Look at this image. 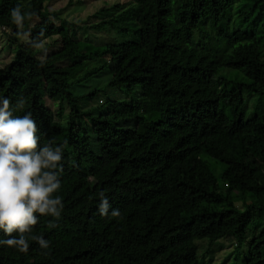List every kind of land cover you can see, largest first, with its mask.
Returning <instances> with one entry per match:
<instances>
[{"label": "trees", "instance_id": "16d2710c", "mask_svg": "<svg viewBox=\"0 0 264 264\" xmlns=\"http://www.w3.org/2000/svg\"><path fill=\"white\" fill-rule=\"evenodd\" d=\"M46 1L0 0V12L25 15L8 35L0 98L14 116L32 113L41 147L62 148L53 195L63 208L59 218L37 214L31 235L47 249L0 244V264H204L195 241L221 238L244 243L237 264H264V105L246 114L243 103L244 94L264 103V0L245 22L250 33L231 25L238 0H130L118 18L133 27L95 25L130 37L102 45L36 21ZM53 36L58 47L39 57L36 46ZM86 61L96 65L81 75ZM92 74L112 92L94 104L96 88L74 90ZM116 104L136 111L119 118Z\"/></svg>", "mask_w": 264, "mask_h": 264}, {"label": "clouds", "instance_id": "9594fccd", "mask_svg": "<svg viewBox=\"0 0 264 264\" xmlns=\"http://www.w3.org/2000/svg\"><path fill=\"white\" fill-rule=\"evenodd\" d=\"M26 15L30 18L33 13ZM11 18L18 28L23 27L25 15L20 6L12 9ZM17 107L23 108L24 101ZM37 132L31 112L14 116L10 100L0 98V230L9 237L0 244L21 253L29 250V240L43 249L49 247L42 236L31 235L37 214L59 218L63 208L61 198L53 195L60 189L62 148H53L51 141L41 147ZM100 197L98 211L107 216L111 205L103 192ZM111 215L119 217V209H112Z\"/></svg>", "mask_w": 264, "mask_h": 264}, {"label": "rangeland", "instance_id": "374dc122", "mask_svg": "<svg viewBox=\"0 0 264 264\" xmlns=\"http://www.w3.org/2000/svg\"><path fill=\"white\" fill-rule=\"evenodd\" d=\"M114 5L118 7L115 8ZM130 0H48L43 4V11L40 17L35 20H49L55 25H62L69 35L75 39L91 43L93 45H102L110 42H117L124 38H129L130 35H121L118 30L111 25H121L133 27V22L127 16V19L119 20L118 15L121 14L123 8L129 7ZM258 3L255 0H238L234 5L232 14L234 15L232 27L239 30H247L251 32V26L245 25L246 21L251 19V15L255 12ZM121 6V7H120ZM14 6H8L3 12H0L2 23L0 24V67L5 65L11 59L12 46L8 43V35L14 34L12 29L16 26L12 22L11 11ZM240 11H248L245 20L240 19L236 14ZM110 21L111 25H103L95 27L100 21ZM20 36V35H19ZM196 40V37H194ZM58 44L55 42V37H48L36 46L37 55L42 57L47 53L55 50ZM82 75L89 68L95 66L94 61H86ZM65 62H57L56 66L64 65ZM227 74H232V71H225ZM82 79V78H80ZM107 76H95L92 74L83 81L76 82L75 91L87 90L96 88V94L90 99L89 103H97V98L107 100L111 90L106 85ZM112 93V92H111ZM121 97V95H120ZM122 98V97H121ZM244 109L246 114L251 112H259L264 105L255 97L244 94ZM45 103L53 111L54 104L46 98ZM111 115L125 117L136 111L135 108L123 104H116L110 108ZM216 171H218L216 169ZM237 207H241L239 200L235 201ZM250 227V226H249ZM250 237V233H249ZM198 248L197 255L202 258L204 264H237L240 262V257L245 249L244 243L235 246L236 241L232 238L217 239L212 243H207L205 239L195 241ZM237 256V259L234 257Z\"/></svg>", "mask_w": 264, "mask_h": 264}]
</instances>
